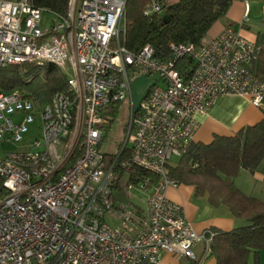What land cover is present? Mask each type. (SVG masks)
Here are the masks:
<instances>
[{
	"label": "built area",
	"instance_id": "2783aa9c",
	"mask_svg": "<svg viewBox=\"0 0 264 264\" xmlns=\"http://www.w3.org/2000/svg\"><path fill=\"white\" fill-rule=\"evenodd\" d=\"M37 1L0 0V67L50 63L66 85L41 104L0 92V145L20 144L0 153V264H160L165 253L194 260L197 245L200 264L215 233L196 232L165 196L178 186L168 166L193 140L196 115L221 95L264 105V82L253 71L258 45L227 26L198 47L169 44L171 57L160 60L149 45L136 53L122 45L127 0H68L66 15ZM158 10L152 1L144 12ZM45 11L51 19L42 28ZM247 21L245 0L240 25ZM183 57L193 62L186 76L175 67ZM151 75L155 82L130 105L120 149L103 153L106 107L128 104L131 82ZM132 167L147 174L132 182ZM119 188L146 191L144 209L117 204Z\"/></svg>",
	"mask_w": 264,
	"mask_h": 264
},
{
	"label": "trees",
	"instance_id": "16d2710c",
	"mask_svg": "<svg viewBox=\"0 0 264 264\" xmlns=\"http://www.w3.org/2000/svg\"><path fill=\"white\" fill-rule=\"evenodd\" d=\"M157 1L159 10L145 14ZM68 0H38L36 4L66 15ZM233 0H127L123 13L122 45L131 53L149 45L157 59L171 57L169 44L198 47L211 26L222 19ZM259 51L253 63L255 75L264 82V33L256 40ZM193 65L190 57L176 62V70L186 76ZM65 77L53 64L0 67V92H19L38 104L64 89ZM264 109V105L261 106ZM128 153L122 152L120 159ZM264 161V118L232 136H214L209 144L191 141L175 164L168 166V178L175 184L193 186L194 196H206L209 205H223L235 219L246 223L229 231L211 229L209 256L215 264H261L264 250V201L249 196L234 183L241 171L254 172ZM122 173L119 172L117 179ZM147 173L132 167L130 181ZM140 264H148L146 262Z\"/></svg>",
	"mask_w": 264,
	"mask_h": 264
},
{
	"label": "crops",
	"instance_id": "0c3cea01",
	"mask_svg": "<svg viewBox=\"0 0 264 264\" xmlns=\"http://www.w3.org/2000/svg\"><path fill=\"white\" fill-rule=\"evenodd\" d=\"M255 2L256 0H247L248 21L241 26L245 0H233L226 16L215 22L207 35L216 36L225 27L230 26L244 38L255 41L258 33H264V4L258 7V2L256 4ZM252 24L259 27L252 29ZM153 82H155L154 79L150 81V84ZM145 94L141 95L140 100ZM262 118H264V109L252 105L247 97L234 94L221 95L206 113L196 115L199 127L193 135L192 141L209 144L216 135L232 136L240 129L254 125ZM234 183L243 193L264 201V161L252 173L241 171ZM165 196L183 207L187 220L196 232L200 233L207 229L229 231L242 225V220L232 217L225 206L213 207L208 204L206 196H194L191 185L168 186ZM201 252L202 247L197 245L194 248L196 257L194 260L184 257L177 258L171 253H165L160 264H198ZM259 261L264 264V250L259 253ZM200 264H215V260L213 257L207 256Z\"/></svg>",
	"mask_w": 264,
	"mask_h": 264
},
{
	"label": "rangeland",
	"instance_id": "374dc122",
	"mask_svg": "<svg viewBox=\"0 0 264 264\" xmlns=\"http://www.w3.org/2000/svg\"><path fill=\"white\" fill-rule=\"evenodd\" d=\"M256 2H258L257 4L258 7L261 6V4H264V0H256ZM50 19H51V14H49V12L46 11L43 12L40 21V26L42 28L47 27ZM257 27L259 26L252 24V29L253 28L256 29ZM153 79L156 80L157 76L156 75L143 76L134 79L131 82V86H132L131 101L129 100L128 104L115 103V104H110L106 107L107 112L105 116L109 120L110 124L103 125L101 127L104 136L102 139V143L100 145V150L103 153H106L107 155H113L114 153L117 152V150L120 149L121 141L123 138V127L128 119L130 105L132 104L134 107L138 106L141 95H143L148 91L150 87V81ZM29 129H30L29 133L32 131V133L33 134L35 133V135L37 133H40L41 131L40 125L37 120L29 125ZM18 148H20V144H14V143L2 144L0 145V153L2 151L4 152L15 151ZM177 160L178 157H172L170 160V164L172 165L175 164ZM124 182L125 180H120L119 183L123 186ZM146 195H147L146 191L138 188L133 189L129 194L122 188L112 190V197L117 204L119 203L124 206L139 205V207L143 209L145 207ZM241 222L243 225L246 223L244 220H242Z\"/></svg>",
	"mask_w": 264,
	"mask_h": 264
}]
</instances>
